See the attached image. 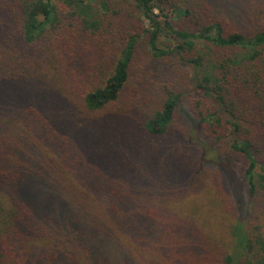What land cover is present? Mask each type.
<instances>
[{
	"label": "trees",
	"instance_id": "1",
	"mask_svg": "<svg viewBox=\"0 0 264 264\" xmlns=\"http://www.w3.org/2000/svg\"><path fill=\"white\" fill-rule=\"evenodd\" d=\"M122 1L0 0V264H264V1Z\"/></svg>",
	"mask_w": 264,
	"mask_h": 264
},
{
	"label": "rangeland",
	"instance_id": "2",
	"mask_svg": "<svg viewBox=\"0 0 264 264\" xmlns=\"http://www.w3.org/2000/svg\"><path fill=\"white\" fill-rule=\"evenodd\" d=\"M115 1V7L119 8V9H123L126 6V3L118 0H114ZM196 0H176V5L177 7H182V6H194V2ZM264 1V0H262ZM258 2L257 0H252V4ZM199 9V8H198ZM200 11V9H199ZM171 11H169L170 13ZM177 13V12H176ZM176 13L172 12V16H175ZM237 22V20H236ZM162 42L165 40L163 37H161ZM180 67L177 68H173V74H172V78L176 81L177 86L184 91V97H183V101L181 102L180 106H179V115L177 116V118L175 119L173 125L174 127L177 126V128H181L182 126H184L183 123L186 124V131L190 130L192 133V136L198 141L201 142L203 144H206L208 147L211 146L208 143H205V138L202 136L201 133H199L198 131H194V129H190L191 125L193 127L194 121H193V116L190 112V101H192V99H190L188 96L186 97V90L189 91L190 89V81H189V68H186V65L183 64H177ZM161 80L160 78L158 79V83H160ZM167 82V81H166ZM197 127V126H196ZM194 127V128H196ZM120 128H118L116 130V132L119 130ZM181 137L183 138V135H181ZM213 148L217 149L216 146H213ZM218 151H223L221 147H219L217 149ZM206 180V189L202 192V194L198 197V196H193L197 199L196 205L193 202L189 203V206L192 207H199L200 209L198 210V214L201 216L199 217V215H197V217L199 218V220L204 223V225H206L207 228L211 227L213 229V234H214V238L216 240H220L223 244L224 242H226L229 238V224L234 220L233 218V214L235 213H230L226 206L223 205L222 199H223V194H221V192H219L216 187L213 185L214 183L212 182V175L208 172V175H206V173L203 174ZM206 175V176H205ZM239 186V184H238ZM240 190L237 192L234 189H230L232 194L234 195V198L236 200V207L238 208V219L244 220L248 223V225L251 222H258L262 224L263 229H264V214H262L264 212V209H257V205L256 204H251L248 197H247V192L246 189L244 188L243 185L240 184ZM238 196V197H237ZM191 200V198H188L187 201ZM182 202V201H181ZM176 204V203H174ZM179 204V203H178ZM177 205V204H176ZM185 207V206H184ZM178 208V207H177ZM256 208V209H255ZM253 209H255L253 211V217L251 218V221L248 222L249 217H251L252 215L249 216L250 211H252ZM183 210V209H181ZM183 213H185L183 211ZM236 215V214H235ZM202 218V219H201ZM206 220V221H205ZM202 223V224H203ZM216 263H219L218 261H215Z\"/></svg>",
	"mask_w": 264,
	"mask_h": 264
}]
</instances>
